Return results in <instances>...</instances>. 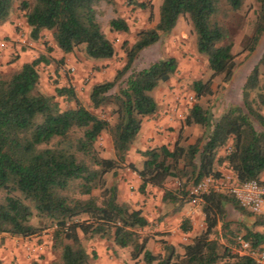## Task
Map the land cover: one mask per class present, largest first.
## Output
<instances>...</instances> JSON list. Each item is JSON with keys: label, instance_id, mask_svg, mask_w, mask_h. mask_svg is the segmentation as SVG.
Returning a JSON list of instances; mask_svg holds the SVG:
<instances>
[{"label": "trees", "instance_id": "trees-1", "mask_svg": "<svg viewBox=\"0 0 264 264\" xmlns=\"http://www.w3.org/2000/svg\"><path fill=\"white\" fill-rule=\"evenodd\" d=\"M16 1L0 0V25L8 22ZM255 1L258 10L247 44L249 53L259 48L264 36V0ZM102 2L115 5L114 0H21L18 9L32 41L49 32L52 47L64 55L82 49L88 60L99 62L116 54L98 21L97 7ZM126 2L133 9L151 11L144 2ZM244 2L162 0L155 27L140 31L131 46L123 44L124 65L111 80L90 89L91 109L112 105L113 124L86 108L72 85H56L52 95L39 90L37 68L55 61L50 56L39 55L10 75L0 73V236L30 238L51 229L52 250L57 256L52 264H91L97 256L87 251L85 241L96 237L129 250L131 260L144 264H255L250 257L233 254L231 245L241 236L252 248H258L264 233L254 228L264 227V216L253 215L231 195L210 192L201 196L203 230L179 246L161 241V252L155 254L147 248L149 238L141 237L139 232L149 225L148 220L141 210L120 203L118 184L108 186L105 178L127 167L139 178L140 194L149 187L157 188L164 192L163 201L180 205L195 199L188 194L189 186L205 178H220L225 171L240 182L262 178L264 87L260 86V66H264V51L243 82L238 105L230 106L213 120L212 113L198 103L212 95L213 79L222 76L224 82H229L234 76V44L224 20L230 13L239 12ZM181 17L189 20L197 53L206 58L211 76L206 82L192 83L197 102L184 117L178 139L171 145L139 152L142 165L138 169L128 162V152L145 119L158 112L153 91L172 78L178 62L168 57L142 68L135 63L142 51L169 35ZM108 24L112 32L129 31L122 18L111 19ZM45 48L49 53L53 51L47 45ZM59 99L66 108L61 107ZM194 125L203 128L204 133L194 143L184 145L182 131ZM103 133L110 136L113 159L101 157L97 143ZM169 180L182 182L183 189H167ZM229 206L241 217L245 211L253 215L251 224L239 221L232 228L227 218ZM188 227V222L181 225L184 232ZM218 228L220 238L228 245L216 237Z\"/></svg>", "mask_w": 264, "mask_h": 264}, {"label": "rangeland", "instance_id": "rangeland-1", "mask_svg": "<svg viewBox=\"0 0 264 264\" xmlns=\"http://www.w3.org/2000/svg\"><path fill=\"white\" fill-rule=\"evenodd\" d=\"M20 1H16L8 22L0 25V73L10 75L17 72L24 63L33 61L39 55L50 56L55 61L48 65L41 64L37 68L39 90L44 94L52 95L56 85L58 87L72 85L77 97L86 108L113 124L115 117L112 115V105L104 106L98 110L91 109L90 89L94 84L111 80L115 72L124 65L126 59L122 49L123 44L126 43L131 46L136 41L140 31L155 27L162 0H138L150 6L151 11L149 9H133L127 5L126 0H114L115 5L102 2L97 7L98 21L105 35L113 43L116 54L110 60L99 62L88 60L82 49H77L72 55H64L60 50L52 47V37L49 32H43L41 39L32 41L29 37V29L25 23L24 15L18 9ZM257 10L258 4L255 0H245L239 12L230 13L228 18L224 20L229 31V38L234 44L232 52L236 56L237 66L231 81L224 82L222 76L216 77L212 81V95L198 101L203 108L212 113L213 120L225 113L230 106L240 103L243 82L250 69L258 63L264 51V36L259 48L254 53H249L246 50L249 38L254 31ZM115 18L124 19L128 24L129 31L126 33L110 31L108 22ZM46 45L53 51L47 52ZM168 57L176 58L178 62L177 72L167 83H161L153 91L152 96L158 104L157 116L145 120L154 121L156 123L155 128L152 127L151 130L162 137L161 143L171 145L178 139L184 117L197 102L194 99L192 83L197 80L206 82L211 76L206 58L197 53L195 34L186 17L179 18L176 27L169 35L162 37L156 45L142 51L135 64L137 68H142L156 59ZM260 72V86L264 87L263 65L260 66ZM251 99H256V92L251 94ZM59 102L62 108H66V103L62 102L61 99ZM255 107H257L256 104ZM261 112L264 116V109H261ZM203 133L204 129L199 126L185 127L182 131L183 144L194 143ZM97 146L100 149L101 157L114 158L111 139L107 133L101 135ZM136 153L139 154V150ZM223 154L224 151L221 152V155ZM135 158L134 156L133 160ZM136 163L139 164V162ZM221 170L225 171L222 167ZM134 176H136L135 173L127 167H122L115 176L111 173L105 178L108 186L116 182L119 187V184L124 182L119 194H123L125 199H128L127 195L134 194V197L138 196V202H140L145 199L144 196L147 197L146 194L152 196L154 202L152 212H154L160 206L157 202H159L162 191L147 188L144 194H140L138 192L139 186L133 184ZM168 186L167 189L171 191L183 189V183L175 180H169ZM191 188V186L187 188L188 194ZM129 199L131 204L137 200L132 197ZM198 211H202V203L198 206ZM248 213L245 211L244 216L241 217L233 207H227V218L233 223L232 228H236L239 221H244L250 225L254 216ZM153 226L148 230L154 232ZM254 230L264 233V227H256ZM139 232L141 237L149 238L147 248L151 252L155 254L161 252V241L163 240L155 239L156 234L154 235L147 230L142 229ZM51 234V229H45L38 236L30 238L0 236V264H52L57 256L52 250ZM221 235L222 232L218 228L216 237H219L221 244L228 245V242L220 238ZM85 246L90 254L97 256L91 264H144L141 260H131L129 250L117 248L110 240L96 237L90 241H85ZM232 253L236 254L233 250Z\"/></svg>", "mask_w": 264, "mask_h": 264}, {"label": "crops", "instance_id": "crops-1", "mask_svg": "<svg viewBox=\"0 0 264 264\" xmlns=\"http://www.w3.org/2000/svg\"><path fill=\"white\" fill-rule=\"evenodd\" d=\"M157 120H159V118H157ZM155 124L156 123L152 120L150 121L145 120L143 122L142 129L138 134L139 138L135 141V143L132 145V147L128 152V156H127L128 162L134 164L138 169L141 168L142 159L140 154L136 153L137 150L141 152V151H145L148 147H154L158 144L160 145L163 144L160 142L161 141L160 139L162 137L157 135L155 131L151 130L152 127L153 129L155 128ZM134 156L136 158L133 160ZM136 162H139L140 165L137 164ZM168 183L169 181L166 184L167 188L169 187ZM122 184H124L123 181L119 184L118 187L119 192L121 190ZM133 184L135 185L137 184L139 186V178L137 175L134 176L133 178ZM149 188L157 189L153 187H149ZM160 191H162V194H160L159 202H157L158 204H160L159 206L160 209L158 208L154 210V212H152L153 211L152 205L154 203L153 197L148 194H146L147 197L144 196L145 199L143 198L144 200L140 202H138V196L134 197V194H131V196L127 195L128 199L123 198V194H118V199L120 203H127L131 205L133 209L142 211V215L149 222V225L143 229L147 230L150 233H153L154 235L156 234L155 239L166 241L167 243L172 244L174 246H179L180 244L188 243L193 237L198 235L204 228V222H203L204 217L202 211H198V206L201 205L202 203L201 199H196L192 202H188L182 205L173 204L163 201L164 192L163 190ZM130 197L137 200L133 202V204H131L132 202L129 199ZM184 222H188L189 225L188 231L186 232L182 231L181 229V225ZM152 226L154 232L148 230L152 228Z\"/></svg>", "mask_w": 264, "mask_h": 264}, {"label": "built area", "instance_id": "built-area-1", "mask_svg": "<svg viewBox=\"0 0 264 264\" xmlns=\"http://www.w3.org/2000/svg\"><path fill=\"white\" fill-rule=\"evenodd\" d=\"M210 192L229 194L253 215L264 216V174L259 181L240 182L235 175L225 172L220 178H205L198 182L189 194L200 199ZM231 249L240 256L250 257L255 264H264V241L258 248H252L248 241L238 236Z\"/></svg>", "mask_w": 264, "mask_h": 264}]
</instances>
